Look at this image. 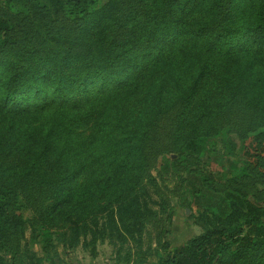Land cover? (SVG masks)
Instances as JSON below:
<instances>
[{
	"label": "trees",
	"instance_id": "obj_1",
	"mask_svg": "<svg viewBox=\"0 0 264 264\" xmlns=\"http://www.w3.org/2000/svg\"><path fill=\"white\" fill-rule=\"evenodd\" d=\"M235 142L238 174L208 176ZM176 193L202 232L170 250ZM51 231L264 264V0H0V264H57Z\"/></svg>",
	"mask_w": 264,
	"mask_h": 264
},
{
	"label": "rangeland",
	"instance_id": "obj_2",
	"mask_svg": "<svg viewBox=\"0 0 264 264\" xmlns=\"http://www.w3.org/2000/svg\"><path fill=\"white\" fill-rule=\"evenodd\" d=\"M218 144L220 149V146H222L221 141L218 140ZM231 147L232 155H226V153L221 152L218 158H216L206 154L203 170L208 176L221 182L225 176H234L238 174L242 167L243 160L241 153L242 144L235 142ZM173 158L174 156L163 158L160 162L159 169L157 172H154V175L159 176L161 183L167 186L170 192H176L178 189L177 181L174 179L169 169V164ZM185 195L188 197L189 201V195L186 193ZM182 196L184 197L183 194L170 196L172 221L169 227V233L164 238V241L170 244V250L185 244L202 232V229L197 226L191 218L195 210L191 211L185 206L186 201L183 202ZM151 234V241L154 248L157 241L155 230H151ZM42 240L46 242L50 240L52 248L48 253H44L40 250V246L35 244L34 250L37 251L40 256L46 258V260L48 257L54 258L57 264H158L163 255L162 253L157 255L152 252L144 255L149 244V239H146L141 253L132 243H128L124 247H120V245L114 246L109 242L98 244L94 257L91 256L90 251H86L81 246L74 250H65L56 240L54 231L42 234L41 241ZM54 250L57 252V255H55ZM44 264H49V262L46 261Z\"/></svg>",
	"mask_w": 264,
	"mask_h": 264
}]
</instances>
